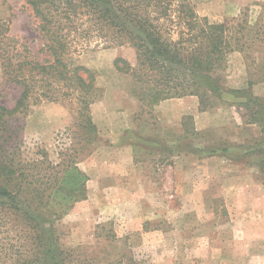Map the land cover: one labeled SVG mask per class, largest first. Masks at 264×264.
<instances>
[{"label":"rangeland","instance_id":"374dc122","mask_svg":"<svg viewBox=\"0 0 264 264\" xmlns=\"http://www.w3.org/2000/svg\"><path fill=\"white\" fill-rule=\"evenodd\" d=\"M191 1L199 15L212 22L228 23L246 15L251 24L259 20L256 28L264 25V0ZM111 43L95 34L78 37L68 55L74 64L95 72L101 97L93 104H109L104 110L109 124L98 128L92 144H86L87 129L78 121L75 102L44 101L12 120L26 159L42 157L36 153L44 151L57 162L60 151L85 140L76 145V162L90 177L87 197L56 222L63 247L77 249L80 259L95 264H264V179L258 168L223 155L169 150L185 144L214 148L234 143L232 137L240 135L233 128L246 125V111L232 105L237 100L226 94L224 103L216 100L212 109L200 107L207 128L191 133L192 115L184 116L180 127L170 120L172 110L160 112L159 103L138 101L135 80L114 66L118 57L135 64V49ZM24 45L31 54H46L27 0H0V51L20 56ZM257 49L261 61L255 66L263 63V70L264 37ZM255 66L244 54L231 53L227 85L245 88L253 80L254 93L264 96V72ZM20 91L3 77L0 62V104L13 108ZM122 107L134 112L135 127L120 136L113 132V121Z\"/></svg>","mask_w":264,"mask_h":264},{"label":"trees","instance_id":"16d2710c","mask_svg":"<svg viewBox=\"0 0 264 264\" xmlns=\"http://www.w3.org/2000/svg\"><path fill=\"white\" fill-rule=\"evenodd\" d=\"M27 4L46 54H31L26 45L20 56L0 51L3 77L21 89L13 108L0 104V264H95L80 259L77 249L64 248L56 227L77 201L87 197L90 177L77 165L76 145L85 140L92 144L98 131L90 111L101 97L96 74L68 56L78 37L95 34L111 44L133 47L135 64L118 57L114 66L132 76L137 85L133 95L150 106L197 96L202 110H207L216 100L227 101L224 95H233L237 101L232 105L246 111L244 123L262 127L260 137L214 148L185 144L170 153L223 155L255 165L264 179V96L254 93L253 80L245 88H230L225 74L231 53L244 54L254 66L261 61L257 42L263 40L264 25L256 28L259 20L251 24L243 15L228 23L212 22L199 15L191 0H27ZM253 51L259 55L252 56ZM261 66L255 68L264 72ZM65 100L79 105L78 121L88 136L60 151L57 162L44 151L36 153L42 157L24 158L12 122L15 115L27 114L32 105L44 101ZM197 132L194 127L191 133Z\"/></svg>","mask_w":264,"mask_h":264},{"label":"crops","instance_id":"0c3cea01","mask_svg":"<svg viewBox=\"0 0 264 264\" xmlns=\"http://www.w3.org/2000/svg\"><path fill=\"white\" fill-rule=\"evenodd\" d=\"M191 103H192V106L194 105V108H189V104ZM108 108H109V104L107 100L102 101L100 103L93 104L91 106L93 120L99 129L104 128L106 124H109V119L107 117L108 113L107 111L104 112V110ZM156 108L160 112H165V110L167 109L172 110V112L175 115H171V117L172 116L173 117L170 118V120L174 122L175 124H178V126L180 127L182 126L183 117L192 115L194 117L193 121H194V127L196 131L206 130L207 128L206 125H203L201 122V119L204 118V114L206 112L200 111L201 110L200 101L197 96H185L182 98L167 99V100L160 102L156 106ZM113 126L115 129L113 131L114 134H118V135L122 134L126 130L133 129L135 127L134 112H131L130 109L129 110L123 109L122 107L120 111L115 112ZM237 127L238 126L234 127L233 129L237 130V133L240 135V137L237 136L235 138L236 141L233 139L232 136L228 137L229 140H230V137H232L231 140L234 143L241 144L250 138H257L262 135V127L256 123L246 124L238 128ZM120 140H123V138L120 137ZM124 145H127V144H124ZM128 147L133 148L132 146H128ZM128 147L126 146L125 148H128Z\"/></svg>","mask_w":264,"mask_h":264}]
</instances>
